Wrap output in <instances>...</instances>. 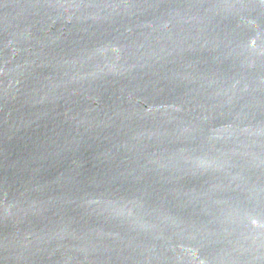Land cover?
I'll return each mask as SVG.
<instances>
[{
    "label": "water",
    "instance_id": "95a60500",
    "mask_svg": "<svg viewBox=\"0 0 264 264\" xmlns=\"http://www.w3.org/2000/svg\"><path fill=\"white\" fill-rule=\"evenodd\" d=\"M0 264H264V0H0Z\"/></svg>",
    "mask_w": 264,
    "mask_h": 264
}]
</instances>
